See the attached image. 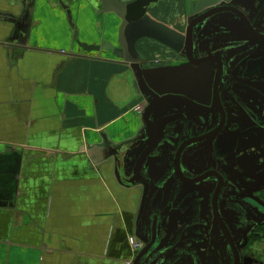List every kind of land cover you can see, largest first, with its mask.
<instances>
[{"label":"crops","instance_id":"0c3cea01","mask_svg":"<svg viewBox=\"0 0 264 264\" xmlns=\"http://www.w3.org/2000/svg\"><path fill=\"white\" fill-rule=\"evenodd\" d=\"M216 2L158 0L142 22L168 32ZM119 23L99 0H0V264L131 259L141 192L117 183L91 146L133 138L141 97L127 65L76 44L115 46ZM139 25L125 31L131 49L168 59Z\"/></svg>","mask_w":264,"mask_h":264},{"label":"flooded vegetation","instance_id":"af4514ba","mask_svg":"<svg viewBox=\"0 0 264 264\" xmlns=\"http://www.w3.org/2000/svg\"><path fill=\"white\" fill-rule=\"evenodd\" d=\"M150 25L146 19L141 28L168 59L144 61L126 42L147 84L176 66L189 67L180 78L196 87L178 91L194 108L164 107L151 116L169 120L143 165L155 192L142 223L139 208L135 213L130 237L137 231L140 239L131 259L140 253L137 264H264V0H217L168 32ZM189 61L203 64L199 73ZM148 99L141 97L143 107Z\"/></svg>","mask_w":264,"mask_h":264},{"label":"water","instance_id":"95a60500","mask_svg":"<svg viewBox=\"0 0 264 264\" xmlns=\"http://www.w3.org/2000/svg\"><path fill=\"white\" fill-rule=\"evenodd\" d=\"M157 1L158 0H133L122 5L115 0H99L101 10L104 13L110 12L120 20L117 30V47L112 46L108 42L93 46L85 45L76 41L77 46L84 53L108 51L116 60L120 61V63L127 65L135 79L139 95L142 98L146 96L149 97L139 113L141 129L133 138L116 145H113L104 139L101 145L91 146V151L99 153V160L111 163L112 174L117 183H124L126 186H135L138 190L144 185L146 193L143 196H140L137 224H139L140 219L142 223V217H145L142 215H147L149 205L152 204L151 199L155 192L152 188L155 181H151L148 176L145 177L148 172H146V175L142 173L143 165H145L150 152L153 151L157 144L159 135L164 127L163 124L169 120L168 117H161L158 120H154L151 116L154 117L153 114L160 110V108L164 107H177L178 105H181L182 108L186 106L192 107V100L183 96L178 91L181 88L196 87L193 79L190 80V83H187L180 78L189 70V67L186 69L173 67L165 71H158L147 79L150 83V85H148L145 80L146 78L144 79L143 76L145 73L141 71L135 59L129 55L126 48L127 43L125 39V31H127V28L133 24H140L139 26H141L146 10L155 8ZM214 13H216L215 7L205 11L200 17H206ZM189 29L190 28H188V30ZM186 34L188 40H190L189 31H187ZM134 39H131V41ZM188 65L197 70L198 73V69L203 66L201 62L190 61ZM200 79L201 78H199V80ZM150 87L157 90V92L153 91ZM142 212H144V214H142ZM133 235L135 238L140 239L137 231H135ZM139 256L140 253H137L131 259L129 264H137Z\"/></svg>","mask_w":264,"mask_h":264},{"label":"built area","instance_id":"2783aa9c","mask_svg":"<svg viewBox=\"0 0 264 264\" xmlns=\"http://www.w3.org/2000/svg\"><path fill=\"white\" fill-rule=\"evenodd\" d=\"M142 107H143V104H137V105H135L134 107H133V112H135V113H140V111H141V109H142ZM128 243H129V247H130V250L132 251V252H134L137 248H138V241L137 240H135V238L134 237H129L128 238Z\"/></svg>","mask_w":264,"mask_h":264},{"label":"rangeland","instance_id":"374dc122","mask_svg":"<svg viewBox=\"0 0 264 264\" xmlns=\"http://www.w3.org/2000/svg\"><path fill=\"white\" fill-rule=\"evenodd\" d=\"M117 30H118V28H117ZM152 40H153V39H152ZM152 50H153V51H160V50L157 49V48H153ZM163 50H165V49H163ZM163 50H161V51H163ZM148 54H149V53H148ZM128 100H129V94L123 98V102H128ZM125 107H126V106H125Z\"/></svg>","mask_w":264,"mask_h":264}]
</instances>
